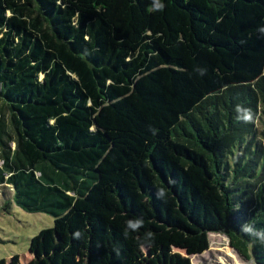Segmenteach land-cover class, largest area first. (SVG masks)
<instances>
[{
  "label": "trees",
  "instance_id": "1",
  "mask_svg": "<svg viewBox=\"0 0 264 264\" xmlns=\"http://www.w3.org/2000/svg\"><path fill=\"white\" fill-rule=\"evenodd\" d=\"M160 3L0 0V186L53 216L27 264H192L211 232L264 264V0Z\"/></svg>",
  "mask_w": 264,
  "mask_h": 264
},
{
  "label": "rangeland",
  "instance_id": "2",
  "mask_svg": "<svg viewBox=\"0 0 264 264\" xmlns=\"http://www.w3.org/2000/svg\"><path fill=\"white\" fill-rule=\"evenodd\" d=\"M11 194L9 187L0 186V258L8 262L13 254H17L21 264H27L30 238L40 229L51 227L53 216L47 212L23 210L12 201ZM208 237V249L190 255L192 264H254L229 245L225 233L211 232Z\"/></svg>",
  "mask_w": 264,
  "mask_h": 264
},
{
  "label": "clouds",
  "instance_id": "3",
  "mask_svg": "<svg viewBox=\"0 0 264 264\" xmlns=\"http://www.w3.org/2000/svg\"><path fill=\"white\" fill-rule=\"evenodd\" d=\"M153 8L154 10H162L164 8V5L160 3V0H153ZM237 112L239 114L238 119H242L246 123L253 121V114L250 109H244V108L238 107ZM161 192H163V190L158 192V196ZM141 225H142V221L138 220L135 223L129 222L128 227L135 230L139 228ZM241 230L245 232L246 234H248L249 236H252L255 239L259 240L261 243H264V230H257L250 225L242 226Z\"/></svg>",
  "mask_w": 264,
  "mask_h": 264
}]
</instances>
